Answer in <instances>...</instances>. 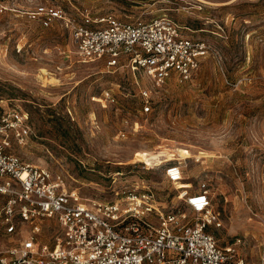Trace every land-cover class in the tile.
Here are the masks:
<instances>
[{"label": "rangeland", "instance_id": "rangeland-1", "mask_svg": "<svg viewBox=\"0 0 264 264\" xmlns=\"http://www.w3.org/2000/svg\"><path fill=\"white\" fill-rule=\"evenodd\" d=\"M43 5L77 23L85 12L125 22L167 15L210 53L189 80L172 77L152 93L144 114L138 89L149 86L145 79L136 84L127 68L108 71L83 59L64 22L42 24L36 12ZM11 108L27 113L31 130L12 151L60 173L83 197L111 199L116 189L148 186L165 211L186 210L164 175L167 163L180 162L178 187L206 182L221 221L210 227L218 245L260 264L264 0H0V111ZM176 148L190 157L179 158ZM11 238L0 231V249L15 246Z\"/></svg>", "mask_w": 264, "mask_h": 264}, {"label": "built area", "instance_id": "built-area-1", "mask_svg": "<svg viewBox=\"0 0 264 264\" xmlns=\"http://www.w3.org/2000/svg\"><path fill=\"white\" fill-rule=\"evenodd\" d=\"M36 15L44 26L64 22L83 59L102 61L108 71L127 68L136 84L137 76L144 78L149 86L138 89L144 114L151 111L152 93L172 77L189 80L210 53L206 41L167 15L125 22L85 12L77 23L46 5ZM27 118L19 108L0 111V231L16 241L0 249V264H245L210 231L221 221L206 182L177 187L185 178L180 162L167 163L164 175L186 210L165 211L148 186L116 189L111 199L83 197L60 173L12 151L13 142L29 138Z\"/></svg>", "mask_w": 264, "mask_h": 264}, {"label": "bare ground", "instance_id": "bare-ground-1", "mask_svg": "<svg viewBox=\"0 0 264 264\" xmlns=\"http://www.w3.org/2000/svg\"><path fill=\"white\" fill-rule=\"evenodd\" d=\"M176 152L179 155V158L190 157V152L183 148H176ZM179 184V183H178ZM178 187V186H177Z\"/></svg>", "mask_w": 264, "mask_h": 264}]
</instances>
